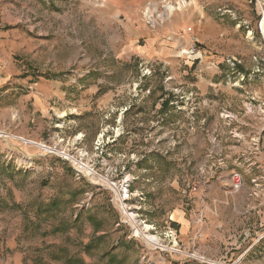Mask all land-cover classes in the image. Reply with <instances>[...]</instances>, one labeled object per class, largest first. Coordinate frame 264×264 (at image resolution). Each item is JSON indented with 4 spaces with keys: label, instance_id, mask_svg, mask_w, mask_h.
<instances>
[{
    "label": "rangeland",
    "instance_id": "374dc122",
    "mask_svg": "<svg viewBox=\"0 0 264 264\" xmlns=\"http://www.w3.org/2000/svg\"><path fill=\"white\" fill-rule=\"evenodd\" d=\"M262 21L0 0V264H264Z\"/></svg>",
    "mask_w": 264,
    "mask_h": 264
},
{
    "label": "built area",
    "instance_id": "2783aa9c",
    "mask_svg": "<svg viewBox=\"0 0 264 264\" xmlns=\"http://www.w3.org/2000/svg\"><path fill=\"white\" fill-rule=\"evenodd\" d=\"M152 21V20H151ZM232 180H233V187L236 189V188H239V186L241 185L240 183V176L235 173L232 177ZM115 185V182L113 183ZM128 183L126 182V180H123V182L117 187V191H116V194H117V198H118V201L119 203L121 204L120 208L122 210V212L125 213V207L123 206L124 202L126 201V198L128 197L127 195V192H128ZM202 219H203V215L199 212L198 215H197V218H196V221L195 223H202Z\"/></svg>",
    "mask_w": 264,
    "mask_h": 264
},
{
    "label": "bare ground",
    "instance_id": "6f19581e",
    "mask_svg": "<svg viewBox=\"0 0 264 264\" xmlns=\"http://www.w3.org/2000/svg\"><path fill=\"white\" fill-rule=\"evenodd\" d=\"M262 28H264V22L263 21H262ZM114 187H116V185H114ZM146 226L148 227V224H146Z\"/></svg>",
    "mask_w": 264,
    "mask_h": 264
},
{
    "label": "crops",
    "instance_id": "0c3cea01",
    "mask_svg": "<svg viewBox=\"0 0 264 264\" xmlns=\"http://www.w3.org/2000/svg\"><path fill=\"white\" fill-rule=\"evenodd\" d=\"M2 80H3V78H2V77H0V84L2 83ZM0 94H1V92H0Z\"/></svg>",
    "mask_w": 264,
    "mask_h": 264
}]
</instances>
